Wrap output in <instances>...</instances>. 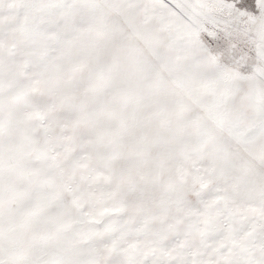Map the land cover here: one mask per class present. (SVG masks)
<instances>
[{"label":"snow or ice","instance_id":"snow-or-ice-1","mask_svg":"<svg viewBox=\"0 0 264 264\" xmlns=\"http://www.w3.org/2000/svg\"><path fill=\"white\" fill-rule=\"evenodd\" d=\"M0 264H264V0H0Z\"/></svg>","mask_w":264,"mask_h":264}]
</instances>
